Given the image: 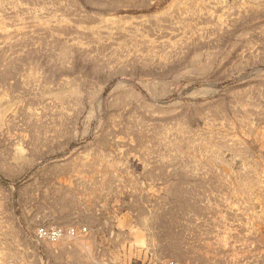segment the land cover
Masks as SVG:
<instances>
[{"label": "rangeland", "instance_id": "obj_1", "mask_svg": "<svg viewBox=\"0 0 264 264\" xmlns=\"http://www.w3.org/2000/svg\"><path fill=\"white\" fill-rule=\"evenodd\" d=\"M0 264H264V0H0Z\"/></svg>", "mask_w": 264, "mask_h": 264}, {"label": "built area", "instance_id": "obj_2", "mask_svg": "<svg viewBox=\"0 0 264 264\" xmlns=\"http://www.w3.org/2000/svg\"><path fill=\"white\" fill-rule=\"evenodd\" d=\"M38 235L41 236V237H46L47 236V237H50L52 239H55V238L57 239L59 237V232L56 230V232L53 231V232L49 233V232H46L45 230L41 229L39 231Z\"/></svg>", "mask_w": 264, "mask_h": 264}]
</instances>
